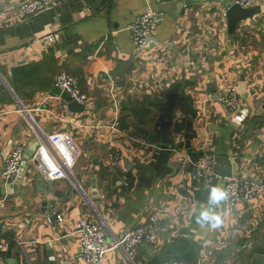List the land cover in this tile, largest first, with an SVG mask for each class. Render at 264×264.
Segmentation results:
<instances>
[{
  "label": "crops",
  "instance_id": "obj_1",
  "mask_svg": "<svg viewBox=\"0 0 264 264\" xmlns=\"http://www.w3.org/2000/svg\"><path fill=\"white\" fill-rule=\"evenodd\" d=\"M21 1L0 0V173L15 147L57 133L77 154L68 178H42L36 152L19 182L0 177V264H84L72 233L79 219L102 220L111 245L153 213L155 244L144 241L130 262L109 245L102 264L264 257V195L229 211L211 200L221 178L205 187L177 163L205 149L227 159L232 176L264 183V1L231 35L218 0H63L28 17L17 14ZM147 9L162 15L157 45L138 51L128 27ZM60 73L86 96L82 112H70L54 86ZM229 86L240 100L235 114L219 101ZM110 152L120 156L112 167ZM202 212L219 225L202 223Z\"/></svg>",
  "mask_w": 264,
  "mask_h": 264
},
{
  "label": "built area",
  "instance_id": "obj_2",
  "mask_svg": "<svg viewBox=\"0 0 264 264\" xmlns=\"http://www.w3.org/2000/svg\"><path fill=\"white\" fill-rule=\"evenodd\" d=\"M63 0H22L17 8V14L22 17L33 16L49 8L58 7ZM230 5H237L242 9H249L258 0H227ZM264 1V0H262ZM162 15L151 9H147L128 27L129 37L136 50L143 49L145 41L152 38L155 27L161 23ZM88 60H92L89 58ZM54 86L65 93L70 102L84 105L86 96L76 88L73 79L64 73H60ZM115 105L113 95H110ZM221 105L230 113L235 114L240 108V100L234 86L226 87L220 97ZM38 111V109H35ZM38 162L36 169L42 178L58 180L70 177V171L75 166L77 148L74 141L64 134H53L41 141L37 147ZM119 154L110 152L107 166L117 165ZM25 159V149L15 147L3 163L0 177L5 184L13 183L21 174L22 163ZM177 163L180 169L192 171L194 176L204 185L210 187L219 177L215 174L217 165L216 158L203 150L196 159L178 155ZM223 190L227 192V198L222 200L225 208L229 211L236 206L249 202L250 200L264 195V183L248 181L238 176L221 178ZM57 223L63 222L61 215L56 216ZM161 230L160 215L153 213L148 221L123 234L120 238H114L111 245L107 242L106 227L102 220H90L87 217L79 219L72 227V233L77 237L79 243V254L84 264H102L105 253L111 246L114 250L122 252L124 258L130 262L140 245L147 241L155 244L157 233ZM110 245V246H109ZM3 241L0 236V250Z\"/></svg>",
  "mask_w": 264,
  "mask_h": 264
},
{
  "label": "water",
  "instance_id": "obj_3",
  "mask_svg": "<svg viewBox=\"0 0 264 264\" xmlns=\"http://www.w3.org/2000/svg\"><path fill=\"white\" fill-rule=\"evenodd\" d=\"M218 1L223 2L225 6L227 7L225 16H226V22H227V32L230 35L234 32L235 28L240 22H243L258 13L257 8L242 9L237 5H230L227 0H218ZM156 45H157L156 41L153 38H149L148 40L145 41L143 49H151ZM68 109L70 112L79 113V112H82L84 108L82 105L77 104L76 102H73L68 105ZM235 121L236 123H240L242 121V118L238 117L235 119ZM37 147H38V143H34L29 149L25 151V159L22 163V166L28 158H32L34 156ZM7 156L8 154L5 156L4 161L6 160ZM215 174L219 178H229L232 176V171H231V168L229 166L227 159L220 158L217 160V165L215 167ZM20 176L21 174H19V176L17 177L16 182L20 181ZM0 228H1V225H0ZM254 260L256 261L255 264H262L264 262V257L255 256Z\"/></svg>",
  "mask_w": 264,
  "mask_h": 264
},
{
  "label": "clouds",
  "instance_id": "obj_4",
  "mask_svg": "<svg viewBox=\"0 0 264 264\" xmlns=\"http://www.w3.org/2000/svg\"><path fill=\"white\" fill-rule=\"evenodd\" d=\"M227 198V192L224 191L222 188L214 187L211 191V200L215 202L222 201ZM205 221H214V226H218L220 223L219 217L210 215L208 212L201 213V222Z\"/></svg>",
  "mask_w": 264,
  "mask_h": 264
}]
</instances>
